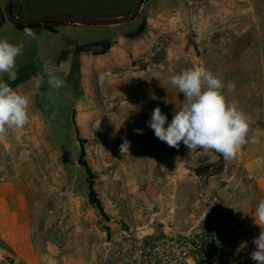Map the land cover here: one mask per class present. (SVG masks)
Listing matches in <instances>:
<instances>
[{
  "label": "rangeland",
  "instance_id": "obj_1",
  "mask_svg": "<svg viewBox=\"0 0 264 264\" xmlns=\"http://www.w3.org/2000/svg\"><path fill=\"white\" fill-rule=\"evenodd\" d=\"M36 2L34 10L43 16L63 9L120 16L131 0ZM135 7L121 17L132 16ZM126 23L124 39L94 63L90 83L72 95L66 85L36 97L34 111L47 124L34 125L33 141L27 144V160L34 177L48 188L50 206L56 205L69 226L78 228L80 219L92 264L103 263L105 242L120 226L162 220L185 227L198 213L200 197L216 194L207 187L209 181L227 167L231 171L247 162L264 144L255 139L258 129L264 130L255 124L264 119V0H143L138 16ZM198 66L223 82L228 101L249 118L248 142L228 162L213 151L197 149L188 155L183 142L179 149L169 147L146 124L156 107L171 122L185 101L170 78ZM229 83L235 84L232 92ZM121 137L131 142L123 156ZM240 264L256 262L248 254Z\"/></svg>",
  "mask_w": 264,
  "mask_h": 264
},
{
  "label": "crops",
  "instance_id": "obj_2",
  "mask_svg": "<svg viewBox=\"0 0 264 264\" xmlns=\"http://www.w3.org/2000/svg\"><path fill=\"white\" fill-rule=\"evenodd\" d=\"M138 0H131L129 7L120 16H108L106 10L63 9L45 16L34 10L36 0H11L10 10L20 18H91L109 19L130 13ZM9 0H0V9L6 13ZM9 18L0 23V39L12 44L23 43V53L17 57V79L5 81L17 92L27 95L32 103L29 108V123L18 130H7L0 138V264H92L85 253L86 240L82 239L79 228L69 226L57 212L56 205L49 204L48 188L43 187L39 178L34 177V169L27 160L31 152L27 144L33 141V127L46 125L44 115L34 111V101L43 91L52 89L47 85V77L42 65L49 61L57 75L65 80L70 95L76 88L90 83L91 68L99 57L106 56L115 41L124 39L125 22L117 24H85L51 20L31 27L36 39L27 38L24 29ZM105 27L96 26H107ZM103 33L99 38L86 41L77 39L80 35ZM264 44V43H262ZM43 77L44 83L37 84ZM72 96H69L70 111L73 110ZM47 119V118H46ZM72 117V125H73ZM264 126V119L255 123ZM256 142L264 143V130L255 133ZM251 153L247 162L214 176L208 184L210 191L220 193L227 209L233 212L239 228V244L234 250V262L242 263L245 256L255 249L254 235L261 228L255 222V210L264 199V144ZM200 210V204L196 205ZM258 223V221H257ZM256 233V234H255ZM86 249V250H85ZM85 250V252H84ZM13 259L17 261L14 262Z\"/></svg>",
  "mask_w": 264,
  "mask_h": 264
},
{
  "label": "clouds",
  "instance_id": "obj_3",
  "mask_svg": "<svg viewBox=\"0 0 264 264\" xmlns=\"http://www.w3.org/2000/svg\"><path fill=\"white\" fill-rule=\"evenodd\" d=\"M24 35L36 39L30 28L24 29ZM23 47V43L12 44L0 39V138L7 130L23 129L29 123L31 99L14 90L4 79L5 76L8 81L17 79V57L22 55ZM54 67L46 61L42 72L47 77V85L58 90L64 86L65 80L56 74ZM42 83L43 77L37 80L38 85ZM170 83L183 94L185 102L179 111L173 113L170 123L160 107L153 109L146 124L154 131L155 137L176 149L183 142L189 150L188 155L200 149L213 151L226 162L233 160L248 142L249 118L235 101H228L223 82L205 67L198 66L172 75ZM234 89V83L227 85L229 92ZM134 132L143 134L142 129H134ZM121 139L119 152L123 156L129 154L131 142L126 137ZM254 222L261 231L253 238L255 249L249 255L256 264H264V199L256 207Z\"/></svg>",
  "mask_w": 264,
  "mask_h": 264
},
{
  "label": "built area",
  "instance_id": "obj_4",
  "mask_svg": "<svg viewBox=\"0 0 264 264\" xmlns=\"http://www.w3.org/2000/svg\"><path fill=\"white\" fill-rule=\"evenodd\" d=\"M199 201V212L185 227L151 220L112 231L102 264H235L234 250L239 244L235 215L220 193L202 195Z\"/></svg>",
  "mask_w": 264,
  "mask_h": 264
},
{
  "label": "water",
  "instance_id": "obj_5",
  "mask_svg": "<svg viewBox=\"0 0 264 264\" xmlns=\"http://www.w3.org/2000/svg\"><path fill=\"white\" fill-rule=\"evenodd\" d=\"M10 4L11 0H9V5L6 9V13L0 9V23H2L5 18H9L11 21L21 24V25H34V24H39V23H44L48 22L51 20H58V21H65V22H77V23H85V24H117L125 21H131L133 20L136 16H138V13L142 7L143 0H138L135 10L133 12V15L130 17H114V18H109V19H91V18H84V17H79V18H20L12 14L10 10Z\"/></svg>",
  "mask_w": 264,
  "mask_h": 264
},
{
  "label": "trees",
  "instance_id": "obj_6",
  "mask_svg": "<svg viewBox=\"0 0 264 264\" xmlns=\"http://www.w3.org/2000/svg\"><path fill=\"white\" fill-rule=\"evenodd\" d=\"M12 14L15 15L14 11L12 10ZM19 27L21 28H31V27H35V26H39L40 24H34V25H21V24H17ZM73 125L76 126V121L75 119L73 120ZM84 154V152L82 153V155ZM90 171V170H88ZM94 195V190L92 188V186L90 187V196Z\"/></svg>",
  "mask_w": 264,
  "mask_h": 264
},
{
  "label": "bare ground",
  "instance_id": "obj_7",
  "mask_svg": "<svg viewBox=\"0 0 264 264\" xmlns=\"http://www.w3.org/2000/svg\"><path fill=\"white\" fill-rule=\"evenodd\" d=\"M132 132V131H131ZM131 135V134H130Z\"/></svg>",
  "mask_w": 264,
  "mask_h": 264
}]
</instances>
